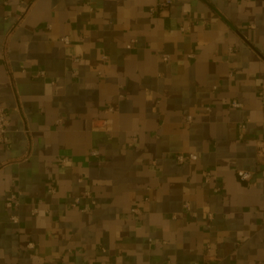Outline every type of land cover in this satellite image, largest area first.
I'll return each mask as SVG.
<instances>
[{"label": "crops", "instance_id": "obj_1", "mask_svg": "<svg viewBox=\"0 0 264 264\" xmlns=\"http://www.w3.org/2000/svg\"><path fill=\"white\" fill-rule=\"evenodd\" d=\"M159 1L0 0V264H264V0Z\"/></svg>", "mask_w": 264, "mask_h": 264}, {"label": "built area", "instance_id": "obj_2", "mask_svg": "<svg viewBox=\"0 0 264 264\" xmlns=\"http://www.w3.org/2000/svg\"><path fill=\"white\" fill-rule=\"evenodd\" d=\"M23 7H24V13H27L32 5L37 1V0H17ZM176 0H160L156 6L152 7L149 9V12L151 15H159L161 16L164 14L165 10H167L169 7H171ZM21 21V20H20ZM186 29H189L185 26L181 28L182 31H185ZM61 41L65 44H70L71 40L69 37L65 36L61 39ZM136 43V40H132L128 45L127 48L130 50L134 47V44ZM191 58L194 57V55L190 56ZM105 59V58H104ZM164 61H168L169 57L164 56L163 58ZM234 71L230 72L229 76H233ZM261 95H264V91L261 92ZM231 108H240L242 107V104H240L238 101H232L230 104ZM246 124L244 123L240 126V130L245 131L246 130ZM9 132H10V116L9 112L4 108L0 106V143L2 144H7L9 142ZM100 152L98 150H92L91 151V156L92 157H99ZM199 159L197 154H178L175 158L176 162L179 165H183L186 163H194L197 162ZM256 160L258 164L264 165V140L259 141L257 144V150H256ZM60 163L64 166L69 164V158L65 157L60 160ZM238 178L243 181V182H251L254 176V172L252 171H246V170H240L237 172ZM203 179L205 183H208L212 179V173L209 170H204L203 171ZM218 190H216L217 192ZM49 193L54 194L56 192L54 187H51L48 190ZM83 199L89 200L88 205H83ZM6 205L8 208H15L20 206V197L19 194H12L10 195L7 200H6ZM42 205L41 201H36L35 204L33 205V208L31 210V214L33 216L38 215L40 211V206ZM95 205V200L91 194L90 191L85 192L83 197H74L71 199L70 206L73 208H79L81 212L86 213L89 212L92 207ZM184 209L188 211L193 218H198L199 213L195 210H193L191 202L190 201H185L184 203ZM133 214H138L139 211L134 208L132 210ZM204 218L207 220L208 223H212L215 219L214 213H212L210 210H205L203 213ZM20 221L19 217L17 215H13L11 217V222L14 224H18ZM209 224V226H210ZM29 249L35 248L33 243H30L28 245ZM211 246H207V251L211 252Z\"/></svg>", "mask_w": 264, "mask_h": 264}]
</instances>
